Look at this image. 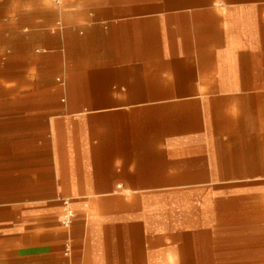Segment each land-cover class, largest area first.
I'll list each match as a JSON object with an SVG mask.
<instances>
[{
    "label": "crops",
    "instance_id": "0c3cea01",
    "mask_svg": "<svg viewBox=\"0 0 264 264\" xmlns=\"http://www.w3.org/2000/svg\"><path fill=\"white\" fill-rule=\"evenodd\" d=\"M253 188L264 0H0V264H264Z\"/></svg>",
    "mask_w": 264,
    "mask_h": 264
},
{
    "label": "rangeland",
    "instance_id": "374dc122",
    "mask_svg": "<svg viewBox=\"0 0 264 264\" xmlns=\"http://www.w3.org/2000/svg\"><path fill=\"white\" fill-rule=\"evenodd\" d=\"M263 194L264 193L257 188L251 189L250 202L251 203H254V202L255 203H264V195ZM248 199H249L248 195L244 194L243 190L241 188H239V191H237L234 194V200L233 201H234V204H236V203H240L242 201H248ZM263 212H264V210H263ZM261 224H263V222H261ZM240 227H239V229H240ZM241 229H242V227H241ZM256 234L264 237V231L263 230H262L261 234L259 233V230H257ZM234 246H235V248L243 250L245 252L248 251L247 250V248H248L249 249L248 254H250V255L261 254V255H259V257H261L262 261H264V257H263L264 256V242H260V243H256V244L235 243ZM260 262H261V260H260Z\"/></svg>",
    "mask_w": 264,
    "mask_h": 264
},
{
    "label": "built area",
    "instance_id": "2783aa9c",
    "mask_svg": "<svg viewBox=\"0 0 264 264\" xmlns=\"http://www.w3.org/2000/svg\"><path fill=\"white\" fill-rule=\"evenodd\" d=\"M53 1L57 3L59 0H53ZM64 206L65 208H64V214L62 217V226L67 227L70 224V220L72 218V212L68 207H66V202L64 203ZM65 254H67V251L65 252Z\"/></svg>",
    "mask_w": 264,
    "mask_h": 264
}]
</instances>
